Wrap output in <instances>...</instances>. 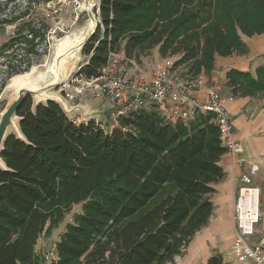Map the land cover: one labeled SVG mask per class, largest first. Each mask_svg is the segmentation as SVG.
I'll use <instances>...</instances> for the list:
<instances>
[{"label": "trees", "instance_id": "trees-1", "mask_svg": "<svg viewBox=\"0 0 264 264\" xmlns=\"http://www.w3.org/2000/svg\"><path fill=\"white\" fill-rule=\"evenodd\" d=\"M99 17L82 50L87 78L100 75L123 39L129 56L159 44L163 53L174 49L175 64L197 75L212 72L216 56L247 54L243 36L264 34V0H100ZM29 28L39 40L40 30ZM20 37L0 55L32 44ZM30 68L8 67L0 91ZM227 86L234 97L264 96V68L232 69ZM17 116L27 142L11 135L1 153L8 170L0 169V264H42L39 238L77 204L82 213L61 235L56 264H170L208 226L227 153L212 114L171 124L152 107L123 118L125 131L106 133L95 120L75 123L55 103L33 110L28 97ZM203 264L226 263L215 251Z\"/></svg>", "mask_w": 264, "mask_h": 264}, {"label": "built area", "instance_id": "built-area-1", "mask_svg": "<svg viewBox=\"0 0 264 264\" xmlns=\"http://www.w3.org/2000/svg\"><path fill=\"white\" fill-rule=\"evenodd\" d=\"M169 62L166 67L154 70L147 77L134 76L125 52L113 51L97 77L87 78L80 74L88 59L63 86L64 97L72 106L84 105L86 98L107 101L109 110L106 121L95 119L96 125L106 133L122 129L121 120L140 110L152 107L171 123L188 125L198 113L212 114L222 145L232 155L234 162L244 168L240 176L233 211L234 242L232 255L238 264H264V233L260 232V190L254 186V176L259 171L257 164L246 163L242 157L243 145L235 135L228 109L224 105L222 81L215 75L211 79L199 76L188 80L175 71ZM205 90L207 100H199ZM74 122L82 121L78 115ZM106 122V124H105ZM264 136V123L259 128Z\"/></svg>", "mask_w": 264, "mask_h": 264}, {"label": "rangeland", "instance_id": "rangeland-1", "mask_svg": "<svg viewBox=\"0 0 264 264\" xmlns=\"http://www.w3.org/2000/svg\"><path fill=\"white\" fill-rule=\"evenodd\" d=\"M82 1L84 0H52L49 3H44L40 0H36L35 2L30 3L28 0H0V48L8 44L11 39L18 36H26L24 38L31 41L32 37L25 32L29 30V27L32 25H35L36 29L40 30L41 34L40 39L36 41L32 40L31 45L15 43L11 48L6 49L7 51L0 55V87L7 77L8 67H15L19 68V70H23L28 64L31 65L28 72L11 77L7 81L6 87L0 91V115L12 100L11 95L8 93V87L13 84V79H20L23 76L31 75L33 73L37 75L46 74L47 69L52 63L55 42L66 36L72 35L75 31L83 27L90 19L87 12L88 15L85 12L81 14L78 11L79 3ZM90 2H93L95 6L93 13L95 17H97V21L100 23V0H90ZM44 24L46 28L43 27ZM22 38L23 37L19 38L21 39L19 42L22 41ZM125 44L126 39H123L116 48V51L125 52L129 60L130 70L134 76L147 77L151 75L154 70L166 67L169 62L173 63L171 64L174 66L175 71L178 74L188 80L196 79L199 76H204L209 80L211 77L215 76L214 69L210 73L201 70L197 75H192L189 72L190 64H175L180 59L181 53H176L174 49H169L168 52L163 53L160 50L161 44L152 48H137L132 56L127 54ZM87 59L88 57L80 53V60L77 62V67L72 75L78 70V68L86 63ZM63 86L64 85L54 92L56 93L60 91V89L63 90ZM62 95L64 96L63 92ZM86 99L89 101L86 102L88 105L92 102V110L99 112L98 114L96 113L97 116L92 117L90 120L98 119L107 122V120L104 119V117L107 116V112H104L107 110L105 102L101 105L97 101L90 100L89 98ZM71 120L74 121V119ZM262 164H264L263 161ZM254 186L257 188L260 187L261 217L257 229L261 232L260 229L264 227V167H261ZM80 213H82V204L73 205L69 212L65 214L64 218L56 226L46 227V231L39 238L36 246V252L42 258V264L57 263L58 257L56 253V245L59 242L61 235L65 232L68 224L72 223L74 216ZM190 247L191 246L189 245L184 251V254L177 257L174 263L170 264H199V259L196 260V257L195 259L190 257Z\"/></svg>", "mask_w": 264, "mask_h": 264}, {"label": "crops", "instance_id": "crops-1", "mask_svg": "<svg viewBox=\"0 0 264 264\" xmlns=\"http://www.w3.org/2000/svg\"><path fill=\"white\" fill-rule=\"evenodd\" d=\"M243 41L248 47V53L244 55L235 53L228 57L216 56L214 75L222 81L224 105L230 114L236 138L244 147L242 157L248 165L257 164L259 167L253 179L255 185L261 167H264L262 164L264 137L259 134V128L264 123V96L234 97L232 89L227 86V73L235 69L255 75L258 68H264V34L251 38L243 36ZM198 97L205 103L207 100L205 90L201 91ZM86 102L89 101L86 100L84 105H88ZM97 102L101 105L105 102L107 110L104 112L108 113L107 101ZM91 103L88 105L90 110L96 111L92 110ZM220 164L226 175L215 185L216 192L211 196L214 214L208 226L198 232L190 243V257L199 259V264L206 263L215 251L224 256L226 264H238L232 256L234 240L232 218L237 190L241 186L239 179L244 168H240L228 153L222 157ZM260 230L264 233V227Z\"/></svg>", "mask_w": 264, "mask_h": 264}, {"label": "water", "instance_id": "water-1", "mask_svg": "<svg viewBox=\"0 0 264 264\" xmlns=\"http://www.w3.org/2000/svg\"><path fill=\"white\" fill-rule=\"evenodd\" d=\"M88 14L89 17L95 22V25L92 31L86 36L85 40L82 42L80 46V53H82L83 48L93 38L99 25V22L97 21L93 11ZM65 56L66 55L62 57ZM60 59L54 60V58L52 57V63L54 64L52 65L51 63L50 67L52 66L54 68V71L51 73L52 80L46 83V85L40 86L39 88L30 87V82H32V79L27 78L21 80L20 83H18L16 87H14L16 89L14 91L16 93L15 97L9 102L5 110L0 115V169L8 170L5 162L1 158V153L4 150V145L7 139L11 135H15L17 139L27 142L20 128L22 118L17 116V113L22 108L23 104L25 103L28 97H31L32 99L33 110H36L39 105H47L51 102L57 104L69 119H75L78 115H80L82 121H88L92 117L97 116V114L99 113L98 111H91L88 105L72 106L69 101L62 95V89H60V91L56 93L54 92L57 91L58 88H60L62 85H64L66 81H68V79L77 67L76 65L67 77L65 73L63 74V72L57 71L60 65ZM14 119H17V123H14V127L16 128L17 126L15 132L11 131V126L14 122Z\"/></svg>", "mask_w": 264, "mask_h": 264}, {"label": "bare ground", "instance_id": "bare-ground-1", "mask_svg": "<svg viewBox=\"0 0 264 264\" xmlns=\"http://www.w3.org/2000/svg\"><path fill=\"white\" fill-rule=\"evenodd\" d=\"M93 2H90V0H84L79 3V13H91L94 9ZM86 13V14H87ZM96 14V13H95ZM80 15V14H79ZM88 15V14H87ZM86 16V15H85ZM97 18V17H96ZM95 22L90 18L86 24L75 31L72 35L66 36L65 38H62L60 40H57L54 44V54L53 58L54 60H59L60 58V65L58 68V72H63L68 77L69 74L72 72L74 67L76 66L77 62L80 60V46L82 42L85 40L86 36L92 31L94 28ZM66 55L65 57H62ZM58 63V62H57ZM54 63H52L53 65ZM56 64V62H55ZM54 71V68L51 66L47 69V73L44 75H37V74H31L27 76H23L20 79L15 78L13 79V84L9 86L8 93L11 95V98L13 99L15 97V88L18 83H20L21 80L31 78L32 82H30V87L33 88H39L40 86L46 85V83L50 82L52 80L51 73ZM36 73V72H35ZM69 80V79H68ZM68 82V81H66ZM13 92V93H12ZM17 121V119H14V122L11 126V131L15 132L17 129L14 127V123ZM17 123V122H16ZM1 163V161H0Z\"/></svg>", "mask_w": 264, "mask_h": 264}]
</instances>
